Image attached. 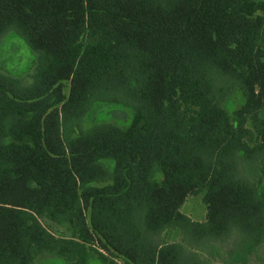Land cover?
Instances as JSON below:
<instances>
[{
  "label": "trees",
  "instance_id": "trees-1",
  "mask_svg": "<svg viewBox=\"0 0 264 264\" xmlns=\"http://www.w3.org/2000/svg\"><path fill=\"white\" fill-rule=\"evenodd\" d=\"M11 31L36 65L30 84L0 71V264L258 256L264 0H0ZM97 103L130 123L84 128ZM198 195L204 222L181 211Z\"/></svg>",
  "mask_w": 264,
  "mask_h": 264
},
{
  "label": "rangeland",
  "instance_id": "rangeland-1",
  "mask_svg": "<svg viewBox=\"0 0 264 264\" xmlns=\"http://www.w3.org/2000/svg\"><path fill=\"white\" fill-rule=\"evenodd\" d=\"M36 53L25 42L24 38L17 32L11 31L0 40V71L4 74L21 79L25 84L31 83V78L35 70ZM244 102L240 91H234L225 101L224 106L227 111L232 112ZM130 110L118 105L97 103L91 112L84 119V128L92 127L101 122H110L121 127H126L130 123ZM107 166L112 168L113 161H107ZM182 213L189 216L193 221L204 222L206 220L207 207L202 200V196L188 197L181 208ZM43 224L51 231L53 227L46 221ZM181 239V234L177 230L167 233L168 242H177ZM118 264H122L117 259ZM37 264H67L63 259L57 257H42ZM90 264H105L98 258H93ZM213 264H221L214 262ZM250 264H264V245L260 248L258 256L254 257Z\"/></svg>",
  "mask_w": 264,
  "mask_h": 264
}]
</instances>
